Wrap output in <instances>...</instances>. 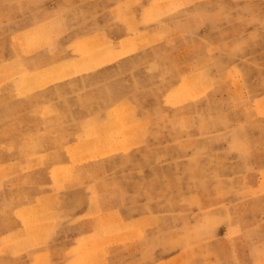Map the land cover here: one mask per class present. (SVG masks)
Returning <instances> with one entry per match:
<instances>
[{
  "label": "rangeland",
  "instance_id": "rangeland-1",
  "mask_svg": "<svg viewBox=\"0 0 264 264\" xmlns=\"http://www.w3.org/2000/svg\"><path fill=\"white\" fill-rule=\"evenodd\" d=\"M0 264H264V0H0Z\"/></svg>",
  "mask_w": 264,
  "mask_h": 264
},
{
  "label": "crops",
  "instance_id": "crops-1",
  "mask_svg": "<svg viewBox=\"0 0 264 264\" xmlns=\"http://www.w3.org/2000/svg\"><path fill=\"white\" fill-rule=\"evenodd\" d=\"M12 222L10 220H6V236L8 235L9 231H11L12 228Z\"/></svg>",
  "mask_w": 264,
  "mask_h": 264
}]
</instances>
